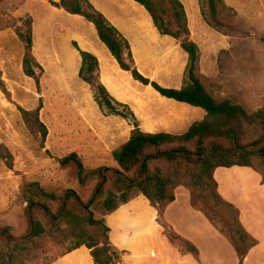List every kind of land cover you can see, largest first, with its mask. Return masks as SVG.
Instances as JSON below:
<instances>
[{"label":"trees","instance_id":"16d2710c","mask_svg":"<svg viewBox=\"0 0 264 264\" xmlns=\"http://www.w3.org/2000/svg\"><path fill=\"white\" fill-rule=\"evenodd\" d=\"M3 1L0 0V3ZM134 1L144 6L161 34L174 38L186 52L188 63L180 88L162 87L141 75L135 67L128 41L88 0L49 2L66 13L80 15L92 23L100 41L120 68L129 71L133 79L151 85L165 98L203 109L204 117L181 135L131 129L128 140L111 151L115 166H99L85 171L76 152L58 158L62 166L75 164L81 184L89 178H96L90 198L83 201L73 190L56 196L46 192L37 182L25 183L21 193L26 203L24 215L27 231L17 237L9 227H0V264H25L34 259L39 241L47 237L51 230L63 239L73 240V246L67 252L84 245L90 250L93 264H116L121 261V252L110 242L106 216L138 195L144 196L157 210V222L163 227L168 240L182 252L191 253L198 259L197 248L177 235L163 220L164 209L174 201V191L179 186L190 190L194 199L228 211L230 215L226 219L233 223L236 232L232 243L240 262L257 244L241 225L238 211L219 195L213 175L218 167L247 166L258 172L264 182V107L248 112L227 99L216 100L206 90L196 74L200 50L191 38L186 12L180 0ZM198 2L203 21L217 32L225 33L218 8L222 11L231 8L224 0ZM24 26V32H17L24 48L22 69L38 85L43 70L32 54L31 17H27ZM79 53L82 59L79 77L90 87L98 107L105 115L135 121L129 107L117 102L101 83L96 57L81 50ZM39 110V107L34 110L22 109L21 115L28 131L39 136L44 146L47 128L39 119ZM242 127L257 128L260 134L256 139L244 142ZM0 159L11 166V156L2 145ZM109 185L111 189H108ZM47 201L59 203L56 212L51 210ZM98 202L104 211L101 218H96L92 210ZM39 214L48 220V224L38 217ZM206 217L214 224L211 218Z\"/></svg>","mask_w":264,"mask_h":264},{"label":"rangeland","instance_id":"374dc122","mask_svg":"<svg viewBox=\"0 0 264 264\" xmlns=\"http://www.w3.org/2000/svg\"><path fill=\"white\" fill-rule=\"evenodd\" d=\"M49 1L59 0H4L0 3V145L11 156V166L0 159V227H9L17 237L24 235L28 227L24 215L26 203L21 193L25 183L37 182L46 192L56 196L73 190L86 201L93 192L96 178H89L81 184L75 164L62 166L57 159L76 152L85 171L99 166H115L110 151L119 146L126 134L121 119L108 117L103 111L95 129L84 128L78 107L80 102L66 101L63 85L51 82V71L46 61L48 45L45 30H57L70 25V22L66 20V12L52 6ZM183 1L193 30V34L190 31L191 38L200 50L196 74L206 90L216 100L227 99L248 112L264 107V0H224L231 8L223 11L218 8L225 33L217 32L203 21L198 0ZM27 17L32 19V54L43 70L38 85L22 69L24 48L17 32L25 31ZM47 38L56 45V38ZM58 49L60 53L65 50L63 42ZM72 91L80 93L82 101V90L77 84H72ZM38 107L39 119L47 128L44 146L39 136L28 131L21 115L22 109ZM242 132L244 142L254 140L260 134L259 129L253 127H242ZM233 179L226 180L231 191L246 195L244 185ZM47 204L53 212L59 208L57 201H47ZM192 204L206 213L232 243L236 232L233 223L226 219L228 211L193 196ZM92 210L96 218H101L104 213L99 202ZM252 212L253 233L264 245V221L257 218L260 208L256 207ZM38 217L48 224L44 216L39 214ZM213 234L211 238L207 236L201 246L204 264H214L215 256L223 259L227 255L225 252H213V247L217 249L219 246ZM72 246L73 240L63 239L51 230L39 241L34 259L25 264H48Z\"/></svg>","mask_w":264,"mask_h":264},{"label":"crops","instance_id":"0c3cea01","mask_svg":"<svg viewBox=\"0 0 264 264\" xmlns=\"http://www.w3.org/2000/svg\"><path fill=\"white\" fill-rule=\"evenodd\" d=\"M88 1L128 41L135 67L141 75L162 87L178 89L182 86L188 56L174 38L158 31L144 6L134 0ZM180 2L187 16L186 5L183 0ZM65 17L70 25L53 31L50 28L45 30L48 45L46 61L51 71L50 80L63 85L66 101L80 102L78 107L84 128L95 129L102 110L94 101L91 89L79 77L82 62L79 50L96 57L101 83L117 102L129 107L141 131L181 135L204 117L205 111L201 108L165 98L151 85L140 83L129 71L122 70L98 38L93 24L84 17L69 13H65ZM187 21L193 34L188 18ZM47 36L56 38L57 46L54 41H48ZM61 42L65 49L62 53L58 49ZM72 84H77L82 90V101L81 94L72 91ZM106 116L121 119L126 134L119 145L126 142L133 129L130 120L116 115ZM213 176L219 195L238 211L241 225L254 237L251 226L254 218L251 216L256 207L260 208L257 218L264 221V182L261 175L247 166H231L216 168ZM230 178L243 184L247 194L233 193L226 183ZM174 194V201L164 209L163 220L177 235L197 248L198 259L191 253L182 252L168 240L157 222V210L144 196L138 195L106 216L110 242L121 252V261L116 264H204L201 246L207 236L211 238L212 232L214 240L219 243L217 249L213 247V252L227 254L223 259L215 256L214 264H239L232 243L192 204L190 190L179 186ZM255 237L257 244L248 251L242 264H264V245L258 236ZM50 264H93V259L90 250L82 245Z\"/></svg>","mask_w":264,"mask_h":264},{"label":"water","instance_id":"95a60500","mask_svg":"<svg viewBox=\"0 0 264 264\" xmlns=\"http://www.w3.org/2000/svg\"><path fill=\"white\" fill-rule=\"evenodd\" d=\"M131 124H132L133 129L138 128V124L136 121L131 120Z\"/></svg>","mask_w":264,"mask_h":264}]
</instances>
